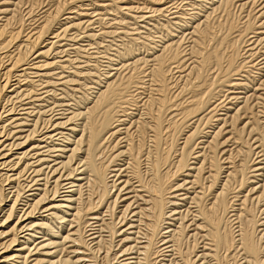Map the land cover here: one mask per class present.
Here are the masks:
<instances>
[{"label": "bare ground", "instance_id": "6f19581e", "mask_svg": "<svg viewBox=\"0 0 264 264\" xmlns=\"http://www.w3.org/2000/svg\"><path fill=\"white\" fill-rule=\"evenodd\" d=\"M9 4L0 0V119L17 111L25 118L11 116L13 127H0V207L13 193L0 222L21 202L24 213L0 232L12 235L0 251L16 242L23 251L40 239L37 231L54 228L23 225V216L43 209L65 220L59 211L66 209L77 224L66 239L85 247L90 256L83 261L92 264H264V110L251 106L264 101V0H18L20 12ZM234 8L248 10L246 19L231 18ZM124 10L140 15L133 26L158 22L149 23L151 33L129 28ZM120 34L130 38L114 58L92 57L109 59L104 73L88 59L72 72L78 79L53 81L55 62H34L63 40L75 46L88 39L86 47L107 53L106 39L117 42ZM68 45H58L62 57ZM93 48L73 50L79 56ZM71 58L62 62H81ZM85 77L91 82L82 83ZM79 81V88L57 89ZM5 99L10 107L2 106ZM7 140L14 141L6 149ZM229 143L241 147L227 150ZM25 147L9 159L13 148ZM72 260L57 263L79 261Z\"/></svg>", "mask_w": 264, "mask_h": 264}, {"label": "rangeland", "instance_id": "374dc122", "mask_svg": "<svg viewBox=\"0 0 264 264\" xmlns=\"http://www.w3.org/2000/svg\"><path fill=\"white\" fill-rule=\"evenodd\" d=\"M8 2L10 1L12 4H9L7 7H5L6 9H8L9 11H11V10H19V12L21 11L20 10V8H17L16 6H15V4H16V2H18V0H7ZM15 3V4H14ZM13 5V6H12ZM26 7V6H25ZM25 7L23 8V10L25 9ZM207 7H209V6H207ZM15 8V9H14ZM235 9V8H234ZM233 9V12H232V14L230 15V17L232 16L233 18L235 17V18H237L238 17V15H239V17L238 18H244L245 16H247V12H248V10H247V12H245V10H243V11H239V9L236 11V9L234 10ZM257 9H259V8H257ZM256 9V10H257ZM256 10H255V12H256ZM236 13H235V12ZM19 12H18V14H19ZM135 12V13H134ZM134 12H130V11H127V10H124L123 11V13H121V14H119L120 16H127V18H126V22L128 21V23H130L129 24V28H134L135 26H137V27H141V30L140 31H144V32H148V33H151L152 32V30H150L151 29V26L152 25H149V23L150 24H154L155 22L157 23L158 21H150L149 23H147L148 21H144V22H140V23H138L137 25H135V26H133L134 25V17H135V15L136 16H138L139 14L138 13H136V11H134ZM242 12V13H241ZM245 12V13H244ZM236 15H234V14ZM240 13V14H239ZM134 14V15H133ZM129 15V16H128ZM244 15V16H243ZM8 16H11V14H9ZM73 16V15H72ZM140 16V15H139ZM2 17V16H1ZM3 17H4V15H3ZM112 17H114V16H111V18ZM133 17V18H132ZM231 17V18H232ZM170 18V17H169ZM162 20H165L166 19V17H165V19H164V17H162L161 18ZM246 18H244V20H245ZM154 20V19H153ZM155 20H157V19H155ZM244 20H242V21H244ZM136 21H139V20H136ZM215 21V20H214ZM213 21V22H214ZM162 22H164V21H161V23ZM64 23V22H63ZM132 24V25H131ZM148 26V27H144V26ZM94 27H96V26H94ZM57 28V27H56ZM119 28V27H118ZM146 28H148V30L146 29ZM126 29H128V28H126ZM122 32L123 30H120V29H118V32ZM151 31V32H150ZM153 32H154V30H153ZM122 35V36H121ZM143 36L145 37L146 35L145 34H143ZM142 36V37H143ZM156 36V35H155ZM119 37H122L121 39H119ZM119 37H116L115 39H116V41L117 42H112V38H107L106 40V42H104V44L103 45H112V47L110 48V50H108L107 51V53H105V49H101L100 50V52L102 51L103 53L102 54H100V53H96V52H99L97 49H95L96 47V45H94V46H92V47H94L93 49H91L89 52H85V51H82L81 53H78V54H80L79 56L76 54L77 53V50H76V52H75V50H73V49H75V48H83V50H84V48H87V49H90V48H92V47H86V45L87 44H89L90 42H87V40L88 39H85V40H83V41H79V43L78 44H76L75 46H72V45H74L76 42H70V41H68V40H63V41H61L60 43H58V44H56L54 47H53V50H52V53L50 54V56L49 57H47V58H37V59H35L34 60V62L36 63H39L40 65H42V63H44V61H47V62H55V65H53V67H52V69H50L49 70V72L51 73V74H59V75H53L52 77L53 78H55V79H52L53 81H55L56 80V78H58V76L60 77L61 75L62 76H65L66 77V79H64V81L65 80H67V79H72V78H75V79H78L77 77H74V74L75 73H72V72H75V70H76V65H80V66H86L87 64L86 63H84V61H86V60H88L89 59V63H90V65H96V63H97V60L99 61L98 63L101 65V70H102V72L101 73H104V71L105 70H108L107 68H109L108 67V62H109V59H107L106 60V58H103V57H101V58H98V59H96V58H92L93 56L94 57H100V56H105V55H107L108 57L110 56H112V58H114V56L115 55H117L116 54V51H117V49H118V45H119V47L120 48H122L120 45L122 44V39L123 40H125V42H127L128 40H129V38H128V36L126 37L124 34H120L119 35ZM124 37V38H123ZM50 38H51V36H50ZM127 40V41H126ZM143 40V39H142ZM50 42H55V41H57V40H55V39H52V40H49ZM118 41H120V42H118ZM124 42V41H123ZM62 43V44H61ZM63 43L64 44H69L68 45V47H66L65 49H68V50H71V51H68V53H67V56L66 57H62V56H64L65 55V53L63 54V55H61L59 52H60V50L61 49H59V47H58V45L60 44V45H63ZM146 44H147V42H146ZM46 45V42H45V44L43 45V47ZM117 46V47H116ZM57 47V48H56ZM59 51H58V50ZM95 49V50H94ZM114 49V50H113ZM143 50H144V48H143ZM96 51V52H95ZM57 52V53H56ZM86 53V54H85ZM114 53V54H113ZM85 54V55H84ZM100 56H99V55ZM113 54V55H112ZM38 55V54H37ZM61 57H60V56ZM70 57H69V56ZM82 55V56H81ZM35 56V55H34ZM33 56V57H34ZM59 56V57H58ZM71 56H72V58H71ZM36 57V56H35ZM80 57V58H79ZM89 57V58H88ZM107 57V58H108ZM69 58H71V59H75V58H79L78 59V62L79 61H81V62H79V63H75V65L73 66V65H70V63L69 62H62L63 60H67V59H69ZM54 59V60H53ZM106 61V62H105ZM58 63V64H57ZM116 62H114V64H115ZM86 64V65H85ZM117 64V63H116ZM59 65V66H58ZM66 65V66H65ZM55 66V67H54ZM61 66V67H60ZM62 66H65V68H63ZM107 66V67H106ZM73 67H75V68H73ZM67 68V69H66ZM70 68H72V69H70ZM86 68V69H85ZM84 69H83V71H84V73L87 71V68L88 67H85ZM106 68V69H105ZM105 69V70H104ZM71 70V71H70ZM31 71H38V70H31ZM41 71V73H45L46 72V70H40ZM48 71V70H47ZM64 71V72H63ZM4 72V71H3ZM2 72V73H3ZM115 73V72H114ZM127 72H124V73H122V75H124L125 76V74H126ZM72 75V76H71ZM35 76V74H33L32 75V77H34ZM70 76V77H69ZM67 77H69V78H67ZM41 78V79H40ZM43 78V79H42ZM86 79H87V77H85ZM85 78H82L80 81L83 83V82H91L90 80H84ZM32 79V78H31ZM44 80V82L43 83H45V81H47V79H49V78H44V77H37V78H35V81H38V80ZM4 80V78H2V81ZM14 80V79H13ZM1 81V82H2ZM78 82L77 83V85L75 84V86H66V85H62V86H58V88L57 89H63V88H68V89H72V87H76V88H79V87H81L80 86V83L81 82ZM15 83H17V81H12V85L13 84H15ZM41 83V82H40ZM89 84V83H88ZM15 87H10V88H8V91L6 92H4L5 94V96L8 94V95H11V92H10V90L11 89H14ZM249 90H251V89H249ZM10 92V93H9ZM59 93H61V91H58ZM58 93V94H59ZM261 94V93H264L263 91H259L258 92V94ZM253 94H254V90H251L250 92H248V94L247 95H251L252 96V99H251V102L253 101V98H254V96H253ZM250 96V97H251ZM241 97H243V96H241ZM6 99H8V97L6 98ZM6 99H5V101L3 100L2 101V106H8V107H10V103H9V105L7 104V101H6ZM241 100V102H242V100L243 99H240ZM15 101V100H14ZM262 103V102H264L263 100L261 101V100H255L254 101V103H252L251 104V106H253L254 104H256V103ZM260 104H257V106L256 105H254V108H256L254 111L255 112H257V111H260V110H264V109H262L261 107H263V105L261 106ZM240 106H243V104L241 103L240 104ZM258 107H260V108H258ZM1 113H3V111H2V108H1V110H0V114ZM235 113V110H232L231 112H229V115H231V114H234ZM18 114V111L15 113V115H11V116H14V117H16V118H25V116L24 115H17ZM252 114L251 113H249L248 115H245V117L243 116L242 118H245V119H242L243 120V123L241 124V127L243 126V125H245V123L246 122H248L249 121V119L252 117L251 116ZM259 115V114H258ZM260 115H264V113H262V114H260ZM6 116V113L5 114H3V117H2V119H0V122H2V121H4V122H2V123H0V127H1V125L2 124H7L6 126H7V129H10V128H12L13 127V125H8L11 121H9V120H7V119H10L11 118V116H9V117H5ZM247 116V117H246ZM31 118V119H30ZM35 117H29L28 118V120H33ZM248 118V119H247ZM262 119V118H261ZM6 121V122H5ZM262 121H264L263 119H262ZM32 124L33 122L32 121H30V122H28V121H26V124ZM29 128V126H26V127H24V129H28ZM250 129V128H249ZM43 132H45V131H43ZM23 135H26V133H24ZM229 136V135H228ZM227 136V137H228ZM40 138V136H37L36 137V139L35 140H37V139H39ZM5 141V139L3 140V142ZM14 140H7V142H5V144H4V146L8 143H11V142H13ZM181 142H183V141H181ZM251 142H254V141H251ZM26 144H28V143H26ZM230 145L228 146V147H226V149L227 150H229V148H230V150L233 148H236V146H238L239 144H235L234 146L233 145H231L232 143H229ZM45 145V144H44ZM26 146V145H25ZM231 146V147H230ZM256 146V145H255ZM7 146H5V148H6ZM241 147V146H240ZM240 147H238V148H236V150L237 149H239ZM7 149V148H6ZM8 149H9V147H8ZM25 149H30L29 147H25L24 149H15V148H13L12 149V151H10V157H9V159H11V160H16L15 158H18V156H20L21 154L20 153H22L23 151H25ZM46 149H42L41 150V152L42 151H45ZM243 151H246V148H244L243 149ZM259 151H260V149H259ZM5 152H8V151H5ZM32 153H34V152H32ZM31 153V154H32ZM236 153V152H235ZM47 153L46 152H44V155H46ZM52 155V154H51ZM243 156H244V154H243ZM243 156H241L240 158H237L238 160L239 159H243ZM48 159V158H47ZM236 159V161H238ZM239 162V161H238ZM237 162V164H239ZM194 166V165H193ZM192 166V167H193ZM196 166V165H195ZM7 169V170H6ZM1 170V169H0ZM6 171H8V168H5L1 173H5ZM12 173H14L13 171H12ZM11 173V174H12ZM10 174V175H11ZM179 179H183V177L181 176V178L179 177ZM190 181V180H189ZM42 183V182H41ZM187 187H190V185H188ZM6 189H8V188H6ZM186 189V188H185ZM193 189H190V191H192ZM7 192H10V190L9 191H7ZM183 192V191H182ZM182 192H178V193H182ZM186 192V191H185ZM13 194V193H12ZM10 195V198H8V200L6 201V202H3L2 204V206L0 207L1 209H3L2 211H0V221H4V219L7 217V211H9V209H10V207L12 206V203H13V195ZM33 197H28V199L29 200H31ZM50 198H52V197H50ZM48 199V200H51V199ZM61 198H64V197H61ZM12 200V201H11ZM48 200H46V205L45 204H42L43 206H48L47 204H49V202H51V201H48ZM57 200H60V199H57ZM56 202H58V201H56ZM52 203H54V202H52ZM59 204H61V202L59 201L58 202ZM59 204H57V205H59ZM23 206H24V202H21L20 203V205H19V208H18V211L15 213V215L11 218V220L9 219V221H7V222H5L4 224L2 223V222H0V232H2V231H9L10 230V228H12L15 224H16V222L19 220V218L21 217V215H23V213L24 212H22L21 210H22V208H23ZM25 210H26V208H25ZM66 209H62V210H60L59 211V213L61 214H59V216L60 217H62V216H65V214H66V216H65V220H59V219H52V217H51V214L50 213H52V212H49V211H47V212H44L43 211V209L42 210H40V212L38 213H35V216H34V214H33V217L31 218V219H29V220H26L28 217L27 216H23V219H21V221L20 222H24L23 223V225H25V223L27 224V223H30L31 221H34V222H38V224H40V223H44L43 221H45V224L46 223H48V224H51V226L52 227H54V228H52L51 230H52V232L51 231H49V230H47V231H45L46 229H48V228H45V230H43V231H37V232H39V234H37V238L39 237L40 239H38L37 240V242L36 243H29V245H25L24 246V248L26 247V249H24L23 251H16V250H18L19 249V246H18V244H19V242H16L15 243V245H13L12 247H10L9 249H7V250H2V251H0V264H24L26 261V259H27V264H35L36 263V261H38L39 260V262H40V260H42V262L41 263H39V264H51L52 262H55V264H59V263H57V261H58V259L60 260V259H67V255H68V257H70V259L73 261V262H75V261H78V259H79V261L78 262H76V264L78 263V264H92L93 263V261L92 260H90V258H89V260L90 261H83V259L84 260H88V257L90 256L89 255V253L88 252H85V251H87L86 249H85V247H81L80 249L79 248H76V247H74L75 246V243L74 242H72L73 241V239L72 240H70V239H66V237L70 234L69 233V230H71L72 228H73V226H76L77 224L75 223V221H73L72 222V219H73V217L72 216H70V214H72V211H69V212H67V210L65 211ZM22 212V213H21ZM67 212V213H66ZM74 212V211H73ZM63 214V215H62ZM4 216V217H3ZM26 217V218H25ZM45 218V219H44ZM172 219V218H171ZM47 220H49L48 222H47ZM52 220V221H51ZM71 220V221H70ZM65 221V222H64ZM167 221H170V220H167ZM20 222H18V224L20 223ZM48 227V226H47ZM72 227V228H71ZM55 229V230H54ZM60 230V231H59ZM55 231V232H54ZM28 232H30V231H26L25 233H21V235H20V237H19V241L20 242H23L24 240L26 241V239H24V236H26L27 237V235L26 234H28ZM53 232L55 233V234H53ZM43 233V234H42ZM11 234V233H10ZM47 234H48V236H47ZM103 235H105L106 237H105V239H107V238H109V237H107L108 236V234L107 233H104ZM133 235H131V237H132ZM25 237V238H26ZM12 238V235H5V236H3V237H1L0 238V243H3V242H8L10 239ZM28 238V237H27ZM121 237H118L117 238V240L116 241H118L119 239H120ZM51 240V241H50ZM108 240V239H107ZM44 241V242H43ZM50 241V242H49ZM33 242V241H32ZM40 242H42V244L41 245H38ZM50 243H53L54 245H50V247L48 246V244H50ZM74 243V244H73ZM44 244H46V247L47 248H42L41 249V246L42 245H44ZM63 244H65L64 246H63ZM129 244H133V243H129ZM56 245V246H55ZM54 246V247H53ZM31 247V248H30ZM27 248H28V250H27ZM30 248V249H29ZM120 248V247H119ZM38 249V250H37ZM65 249V250H64ZM75 249H77V250H75ZM84 249H85V251H84ZM72 251H77V252H73L72 253ZM78 251H79V253H78ZM83 251H84V253H83ZM64 252V253H63ZM71 252V253H70ZM81 252V253H80ZM133 252H135V250L133 251ZM30 253V254H29ZM15 255L14 257H12V260L10 259H8L6 262H3V260H4V257H6V256H11V255ZM63 254V255H62ZM82 254V255H81ZM134 257H137V256H135V254H132ZM131 255V257H133ZM16 257V258H15ZM24 257V258H23ZM26 258V259H25ZM81 259V260H80ZM135 259H133V261H134ZM25 261V262H24ZM49 261H52V262H50L49 263ZM92 261V262H91ZM3 262V263H2ZM79 262H82V263H79ZM90 262V263H89ZM118 264H122V263H118Z\"/></svg>", "mask_w": 264, "mask_h": 264}]
</instances>
